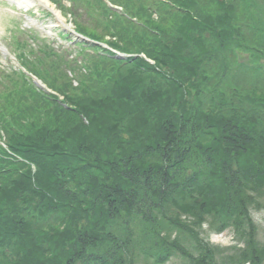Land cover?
Listing matches in <instances>:
<instances>
[{
  "label": "trees",
  "instance_id": "trees-1",
  "mask_svg": "<svg viewBox=\"0 0 264 264\" xmlns=\"http://www.w3.org/2000/svg\"><path fill=\"white\" fill-rule=\"evenodd\" d=\"M78 1L56 3L130 58L94 48L80 68L41 49L32 71L76 111L40 108L23 76L4 74L0 121L28 164L0 161V264H164L173 231L252 225L255 196L264 210V0H109L136 23ZM255 251L243 260L260 264Z\"/></svg>",
  "mask_w": 264,
  "mask_h": 264
},
{
  "label": "rangeland",
  "instance_id": "rangeland-1",
  "mask_svg": "<svg viewBox=\"0 0 264 264\" xmlns=\"http://www.w3.org/2000/svg\"><path fill=\"white\" fill-rule=\"evenodd\" d=\"M65 2L68 3L67 0ZM5 7L7 6L0 4V46L7 44L11 30L15 31L16 28L23 32H25L24 28L34 29L51 41L54 40L56 34L48 29L52 23L49 18L43 16L44 21L28 25L8 14ZM3 60L6 68H11L15 64L9 56L4 57ZM258 199L260 197L255 196L253 203L249 206L251 227L244 221L242 223L238 221L239 225L219 231L220 226H212V219L209 218L204 224L195 227L196 230L193 233L185 232L183 235L176 236L177 233L173 231L172 235L169 234L170 237L162 236L163 240H168V244L172 245V249H175V246L181 249L180 251L170 249L171 256L169 255L164 264H255L254 261L242 258V256L250 257L254 249L261 259L260 264H264V210L258 208L262 206V201ZM134 256L136 257L132 258L133 260H141V263L135 261L136 264H145L143 260L146 259H143L142 255L140 259L137 257L138 254Z\"/></svg>",
  "mask_w": 264,
  "mask_h": 264
}]
</instances>
